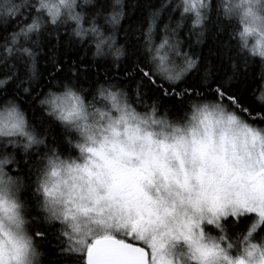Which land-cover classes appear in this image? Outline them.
Listing matches in <instances>:
<instances>
[{"label":"clouds","instance_id":"1","mask_svg":"<svg viewBox=\"0 0 264 264\" xmlns=\"http://www.w3.org/2000/svg\"><path fill=\"white\" fill-rule=\"evenodd\" d=\"M29 2L43 5V22L70 26L73 37L88 42L93 59L116 62L126 55L120 39L125 0H113L95 29L85 11L95 0ZM169 5L196 38L206 36L215 11L233 24L231 38L241 54L264 64V0H167ZM145 51L156 67L179 71L190 60L178 32L153 38ZM88 92L65 81L41 97L44 114L65 130L67 153L48 144L18 101L0 104V144L41 153L29 185L16 174V152L0 150V264H44L46 253L32 229L37 216L23 195L29 186L36 211L62 227L66 242L131 236L150 260L154 249L156 264H264V236L248 235L259 215L240 213L254 219L232 236L216 227L214 211L223 206L230 216L241 199L255 205L264 197V126L211 97L193 98L176 116L158 101L137 102L115 82ZM262 96L264 83L259 103Z\"/></svg>","mask_w":264,"mask_h":264},{"label":"snow or ice","instance_id":"2","mask_svg":"<svg viewBox=\"0 0 264 264\" xmlns=\"http://www.w3.org/2000/svg\"><path fill=\"white\" fill-rule=\"evenodd\" d=\"M150 6L143 5L140 10ZM42 7L43 5L37 7L29 0H0V30L8 33L9 29H12L11 33L4 37V55L0 57V101L10 102L7 98L9 96L20 105L31 101L32 104L28 106L32 107L34 104L35 111L41 113L40 119L32 124L35 128H45L48 123L44 119L46 115L41 106V97L46 93L45 87L50 89L55 85L62 86L65 81H68L75 82L81 88H85L84 84H89L94 92L101 79L105 83L118 81L117 84L126 87L133 98L140 103L146 99L160 102L165 98L175 100L178 97L179 103L182 104L185 99L191 101L193 96L203 98L206 92L220 104H227L237 109L253 123L259 121L264 124V103L256 104L248 100L247 88L233 86L234 80L240 84H246L250 78L255 77L256 68L249 62L250 58L246 54H241L238 48L230 43H222L218 53L221 61H227V70L203 57L191 43V38L195 35L194 28L183 23V17L179 21H173L171 12H175L174 8L169 13L168 22L159 29V33L166 35L171 32L173 36H176L178 32L180 36L179 29L188 28L189 51L186 55L190 57V60L186 61L182 70L177 71L174 67H168L163 63L158 67L154 66L145 51V47L151 44L153 38L157 39L162 11L157 10L150 14L147 30L141 26L142 15L139 17L129 15V20L132 22L127 28L121 29L124 33L126 55L122 60L104 66L101 72L95 64L86 65L82 59H64L60 55V49L71 44V37L69 41H63L62 36L69 35L67 32L61 33L59 25L52 26L42 21L41 17L44 15L41 11ZM109 8L113 9L114 5H110L107 0H95L87 13L92 29L96 27L97 18L107 19L103 14L107 13ZM49 14L51 15V10ZM173 22L176 24L174 29L170 27ZM209 24H218V21L209 20ZM211 31L212 29L207 26V32ZM217 31L222 32L223 27H218ZM204 37H197L196 44H202ZM183 46H185L184 40ZM41 59L47 61L42 71L39 67ZM190 73L192 75H189ZM259 73L260 80L264 81V64L262 63L259 66ZM45 76L50 77L48 84H45ZM86 89L89 90V88ZM23 97H27V101ZM261 99L264 100V96ZM10 149L17 152L12 143L0 144V150L10 151ZM40 154V152L23 154L19 159L16 155L15 171L26 170L30 176L34 175L33 169L38 168ZM214 211L216 227L222 233L228 232L230 222H241V218L246 216V214L241 215L242 212H254L260 217L259 223L256 224H252L253 219H250L247 227L248 229L252 224L249 236L255 233L256 238L264 232V197H261L259 203L255 205L250 202V198L241 199L233 209V215L230 216L223 206ZM36 216L37 219L32 224L36 238L46 240L51 235L56 241L57 259L52 264H156L154 249L150 260V254L146 248L136 246L132 239V242H129L131 236L128 239H118L104 235L91 242L84 239H70L66 242L64 237L67 234L63 232L62 227L46 223L39 212ZM225 216L227 218L221 222V218Z\"/></svg>","mask_w":264,"mask_h":264},{"label":"trees","instance_id":"3","mask_svg":"<svg viewBox=\"0 0 264 264\" xmlns=\"http://www.w3.org/2000/svg\"><path fill=\"white\" fill-rule=\"evenodd\" d=\"M107 2L112 5L113 0H107ZM167 4V0H125V6H124V11H125V16L123 18V21L120 26V39L121 43H124V33L121 31L123 28H127L128 25L132 22L129 20V15H132L134 17H139L143 16V23L142 27L144 30H147L148 27V22H149V17L150 14L157 11V10H162L161 15L159 18V23H158V34H157V40H160L161 34L159 33V29L163 28V24L168 22V17L169 13L173 9V6L169 5L165 7ZM143 5H151L150 7L143 8L141 11V6ZM92 6H89L85 9L86 13H88V10ZM112 10V8H109L108 12ZM171 16L173 21L177 20L179 18V12H171ZM212 21L216 22L218 21V24H209L208 27L212 29L211 32H207L206 36L204 37L203 43L200 45L196 44V36L193 35L191 38V43L192 45L196 48L197 51L200 52V54L207 58L210 61H214L218 66L222 67V69L227 70L228 69V64L227 61H221L218 53L221 49V44H231L233 47H236L235 42L231 38V32L233 29V24L221 19L220 17L217 16L215 11H213L211 19ZM188 25V24H187ZM189 26V25H188ZM222 26L223 31H217L218 27ZM12 29H9L8 33H5L4 31L0 30V57L4 55V49L3 45L5 43L4 37L6 35H9L11 33ZM59 31L61 33L67 32L69 35L62 36V40L67 42L69 41V38L71 37V44L67 46L66 48H61L60 49V55L64 59H72V60H80L82 59L83 62L87 64H95L97 68L103 72L104 66L111 65L114 63V61L111 58H102V59H93L92 52L93 48L89 45L88 42H79L75 37L71 36V30L70 26L65 27V26H60ZM187 37H188V28L185 27L180 31V38L185 41V46H183L184 51H189V48L187 47ZM28 46V45H25ZM46 60L41 59L39 61V67L40 70H43L44 65L46 64ZM122 62V61H121ZM249 62L251 64L255 65L256 68V75L254 78H250L246 84H240L238 81H233V86L234 87H241V88H247L248 91L246 93L247 99L250 101H254L256 104H259V102L256 100V94L260 88V85L264 83V81L260 80V73H259V66H260V61L258 59L253 60L249 59ZM231 73L229 72V75ZM189 75H192L191 73ZM45 84H48L50 81V77L45 76L44 77ZM104 82L103 79H101L100 83ZM112 82L119 83L118 81L113 80ZM55 84V82H53ZM83 87L89 88V93L88 95L91 96L93 89L89 84H84ZM167 87V85H165ZM44 91L47 92L48 88H44ZM213 98L211 95L208 93H204V98ZM8 99L12 98L11 96L7 97ZM193 98H199L193 96ZM24 100L27 101V97H23ZM147 101L151 102V99H146ZM188 100L185 99V101L181 104L179 103V98L177 97L175 100L171 99H162L159 102V106L161 110L168 109L171 114L179 116L181 115L185 108L187 107ZM3 102L0 101V104ZM38 103V102H36ZM32 104L31 101H28L27 103H22L21 107L22 109L27 113L28 118L31 122V124H34L36 120L40 119L41 113L35 111V105L33 104L32 107H29L28 105ZM247 107V105H245ZM255 115V113H253ZM247 118V117H246ZM48 123L45 125V128H37L42 134H46L48 137V144L49 145H55L60 148L62 152H70L72 149L70 146L65 143V130L62 129V127L54 121L52 118L44 117ZM251 121V120H250ZM253 123V121H251ZM254 124L264 126V124L260 123L259 121H256ZM46 129V130H45ZM11 151V149H10ZM17 158L19 159L23 154L17 150L16 152ZM17 175H22L25 178L28 179L29 185L31 184V180L34 178V176H30L28 172L22 171V172H16ZM24 198L29 201L33 205L32 207V213L34 215H37L36 211V200L34 197V193L32 191L31 186L26 188V190L23 193ZM250 219H254V216L252 214H246L245 217L241 218V222L237 223H231L228 228V233L232 236H235L237 233H242L244 232L248 224L250 222ZM56 227H59L56 225ZM264 236V232H261L259 236L256 237V239H260V237ZM132 242L131 240H129ZM37 243L43 248L45 251L46 255L44 257V264H52L54 260L57 259L56 257V252H57V247H56V241L53 239L51 235H49L48 239L46 240H40L37 239Z\"/></svg>","mask_w":264,"mask_h":264},{"label":"water","instance_id":"4","mask_svg":"<svg viewBox=\"0 0 264 264\" xmlns=\"http://www.w3.org/2000/svg\"><path fill=\"white\" fill-rule=\"evenodd\" d=\"M129 242H130V241H129ZM136 246H141V247H142V245H140V244H137V243H136ZM146 251H148V249H147V248H146Z\"/></svg>","mask_w":264,"mask_h":264},{"label":"rangeland","instance_id":"5","mask_svg":"<svg viewBox=\"0 0 264 264\" xmlns=\"http://www.w3.org/2000/svg\"><path fill=\"white\" fill-rule=\"evenodd\" d=\"M237 223V222H236ZM129 240H131V238H129ZM134 243H137V242H134ZM137 244H140V243H137ZM140 245H142V244H140Z\"/></svg>","mask_w":264,"mask_h":264}]
</instances>
